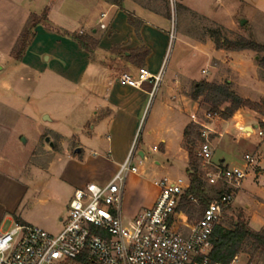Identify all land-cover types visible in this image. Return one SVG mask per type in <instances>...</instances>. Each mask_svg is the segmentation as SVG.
<instances>
[{"label": "crops", "instance_id": "1", "mask_svg": "<svg viewBox=\"0 0 264 264\" xmlns=\"http://www.w3.org/2000/svg\"><path fill=\"white\" fill-rule=\"evenodd\" d=\"M216 1L223 8L240 0ZM180 6L205 17L212 28L200 36L180 32L172 66L154 93L152 117L158 122L151 123L148 138L139 137L135 145L133 157L140 164L148 163L152 172L140 170L135 163L138 172L128 174L122 202L127 218L152 206L159 193L156 181L172 174L174 161L188 173L184 129L196 123L203 95L195 99L192 93L199 81L229 83L239 96L252 101L257 100V91L264 94L259 73L254 83L241 80L234 54L248 49L219 48L211 35L219 30L222 37L239 38L244 17L221 22L185 0ZM44 13L46 17L34 26L17 57L14 49L31 15ZM170 27L168 0H119L118 4L111 0H0V232L13 223L33 225L24 214L26 205L33 207V195L41 202L46 198L40 195L71 199L75 189L113 177L133 147L153 89L152 80L134 87L122 81L120 74L137 76L141 67L158 74L167 55ZM76 35L84 36L89 47ZM196 59L201 62L198 68ZM241 110L231 119L237 120L242 131L255 132L253 125L239 120ZM257 114L264 124V114ZM32 125L59 139L41 145L49 156L47 162L40 161L42 154H34L40 140L31 149L24 148L30 141L24 136ZM227 134L229 128L219 139ZM33 158H37L34 163ZM158 168L167 169L166 174L158 176ZM41 172L48 174L43 181L37 179ZM185 180L189 182V173ZM66 203L53 213L61 222L67 215L61 213L67 210Z\"/></svg>", "mask_w": 264, "mask_h": 264}, {"label": "built area", "instance_id": "2", "mask_svg": "<svg viewBox=\"0 0 264 264\" xmlns=\"http://www.w3.org/2000/svg\"><path fill=\"white\" fill-rule=\"evenodd\" d=\"M176 2L169 0L172 18L168 50L176 38ZM166 58L158 74L141 67L137 76L123 72L119 78L134 87L152 80V97L164 74ZM218 114V111H207L205 116L212 118ZM256 127L257 134L264 137V125ZM134 149L133 144L108 182H91L75 189L63 228L57 234L21 223L0 232V264H246L239 253L228 263L213 261L211 238L251 167L257 164L255 156L246 153L243 167L215 161L209 133L201 129V140L195 148L200 171L206 183L218 186L222 192L188 224L189 218L184 213L176 215L189 187L183 178L159 179L156 181L159 193L152 206L133 217L123 215L126 178L138 172L133 161ZM188 199L198 202L192 195Z\"/></svg>", "mask_w": 264, "mask_h": 264}, {"label": "rangeland", "instance_id": "3", "mask_svg": "<svg viewBox=\"0 0 264 264\" xmlns=\"http://www.w3.org/2000/svg\"><path fill=\"white\" fill-rule=\"evenodd\" d=\"M185 2H188L193 8L199 11L202 10V12H207L208 10L209 14H214L218 20H221V22H227L232 18H239L241 16L244 17L247 22L244 25H241L239 22L240 26L238 28V35L251 38L261 44H264V0H240L237 3L235 2L236 5L234 4L233 6H225L223 8L220 6L221 2H217L216 0H185ZM180 3L181 0H177L175 5L176 38L167 52V58L163 68L165 70L164 73L166 74L169 70V67L172 66V62L174 61L173 58L177 50V45L180 44V32H186L194 34L195 36H200L205 35L206 31L209 28H212V24L209 20H207L203 16L196 14L195 12H187L185 10H182ZM225 3H227V1ZM168 11L171 20L172 14L169 0ZM259 57H264V52L257 53L253 50L248 49L238 51L234 54L235 62L236 64H238V69L242 73L241 80H243L245 83H254L255 80L258 78L257 75L260 69ZM197 60L198 59H196L195 63L197 64L196 66L198 68V66L201 65V62ZM257 66L259 67V69H257ZM204 75L207 76V74ZM259 77L261 78L260 75ZM232 90L237 93L236 90ZM261 91L262 90L257 91L261 94L259 93L257 95V100H255L254 102L262 103L264 101V94H262ZM252 96L256 97V95ZM155 99L156 98L154 95L150 98L146 112L140 122V126L135 138L136 142H134V145L138 144V142L140 141L139 137H143L144 139L148 138L147 130L151 127V123L153 124L155 122H158L156 120H154L153 122L154 118L152 117L153 108L156 104ZM199 104L200 105H198L199 110L197 112L196 124L200 125V129H205L209 133L210 144L214 153L215 160L225 158V162H227V164H229L230 166L238 165L243 167L246 164L244 160V155L246 153H249L251 155H254L257 161V164L251 167L248 175L244 179L243 186L235 196L233 203L225 211L224 217L221 220V225L228 229H231L233 227L234 222H236L239 218H242L248 223V225L252 229L257 231H263L264 137H261L257 134L256 127L257 125H264L261 123L262 117L257 114L256 110L248 106H243L240 112L239 120L244 123L253 125L255 130V132H246L242 131L239 127L237 128V120L231 119L233 115L229 118H223L221 116L220 111L224 110L226 107L229 106L228 102L220 104L218 109V116L212 118H206L205 116V113L207 111H210L211 104L206 103L203 100H201ZM49 125L53 127L54 123L51 122L49 123ZM228 128L229 134L219 139V135H223L224 131ZM43 131L44 130L41 126L32 125L29 129V133L27 134V136H24L29 138L30 140L24 145V148L25 150L31 149L35 141L40 140V146L36 149L34 154H42V156H40L39 158L40 161L47 162L49 160V156L44 155V150L41 148V145H48L52 142L57 143L59 139L52 134L46 135V133ZM216 131L218 132V134H215ZM47 138H49L48 141ZM199 142L200 141H198V143ZM135 155L136 152L134 153V157ZM36 160L37 158H33L32 162L34 163L36 162ZM194 160L200 163V160L198 158L195 159L194 157ZM133 161L134 164H139L140 170L145 169L148 173L152 172V169L149 167L148 163L140 164L138 163V161H136L135 158ZM31 168H35L33 164ZM155 170L159 172L158 176H164L167 171V169L162 168H158ZM170 172L172 174L167 176L173 179H177L180 177L185 180L188 174L184 165L177 161H174ZM39 174L40 175H38L37 178L39 181H43V178L48 175L45 172H41ZM206 186L210 195H217L216 190L219 189L218 186L210 185L207 183ZM40 197L46 199L41 202L37 201L34 195L32 196L30 202L32 203L33 207L31 208L30 205H26L24 214L30 219V222L33 225H39V227L46 229L50 233L57 234L58 232H60V230H62L63 222H61L58 217L54 215L55 210H57V208H59V206H61L62 203L66 202L67 200L65 206L67 207V210L64 209L61 211L62 215L65 216L68 211L70 198L68 199V195H58L57 197H55V195H40ZM246 204L249 205L248 208H246ZM260 204L261 206H259ZM196 211L197 212L194 211L193 213H190L189 220L187 221L188 224L194 222V220L198 218V206L196 208ZM14 225L15 224L13 223L10 228ZM239 254L243 262H245L246 264H264V249L257 247L256 244L252 242L245 243L242 249L240 250Z\"/></svg>", "mask_w": 264, "mask_h": 264}, {"label": "trees", "instance_id": "4", "mask_svg": "<svg viewBox=\"0 0 264 264\" xmlns=\"http://www.w3.org/2000/svg\"><path fill=\"white\" fill-rule=\"evenodd\" d=\"M114 3H119V0H111ZM44 13L41 17L33 14L23 29L19 40L15 46L14 52L17 57H20L25 50L28 42L33 35V28L39 22L41 18H45ZM211 35L215 38L216 46L219 48H226L232 50H243L250 49L257 53L264 52V44H261L251 38L240 36L237 39L231 40L222 37L219 30H213ZM80 43L83 46L89 47L88 40L82 35H76ZM91 43V42H90ZM96 44L97 41H92ZM259 75L264 81V57H259ZM203 95V101L211 104L210 111H218L220 104L228 102L229 106L224 110L220 111L223 118L231 117L236 110L240 107L248 106L259 113L264 114V101L262 103L251 101L239 96L230 88L229 83L217 84L206 80L199 81L194 87L192 93L193 98ZM219 112V111H218ZM184 140L185 146L188 151L189 157V187L186 189L180 207L177 210L176 215L184 213L189 218L190 213L196 211L197 206L199 207V216L203 213L205 208L219 195L222 190L217 189L215 196H212L208 192L206 181L203 179L200 171V163L195 154V148L198 141L201 140V129L200 125L196 123H189L184 129ZM194 196L198 202H193L188 199V196ZM198 216V217H199ZM212 250L210 257L213 261H219L222 263H228L236 254L240 252L243 245L247 242L256 244L257 247L264 249V229L263 231H257L252 229L248 223L239 218L234 222L233 227L228 229L222 225L215 228L212 234Z\"/></svg>", "mask_w": 264, "mask_h": 264}, {"label": "water", "instance_id": "5", "mask_svg": "<svg viewBox=\"0 0 264 264\" xmlns=\"http://www.w3.org/2000/svg\"><path fill=\"white\" fill-rule=\"evenodd\" d=\"M245 22H246V19H245V18H242V19L240 20V24H241V25H243Z\"/></svg>", "mask_w": 264, "mask_h": 264}]
</instances>
